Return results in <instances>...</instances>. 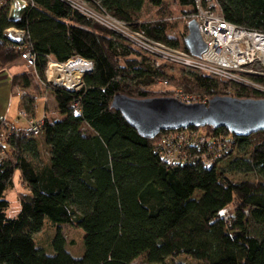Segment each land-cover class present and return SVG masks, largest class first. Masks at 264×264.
<instances>
[{
	"label": "trees",
	"instance_id": "1",
	"mask_svg": "<svg viewBox=\"0 0 264 264\" xmlns=\"http://www.w3.org/2000/svg\"><path fill=\"white\" fill-rule=\"evenodd\" d=\"M86 1L153 41L189 52L191 19L184 20L182 42L172 36L181 21L173 5L191 17L195 0ZM216 1L226 21L264 32V0ZM27 2L15 12L10 1L0 7V71L26 52L44 80L48 57L58 63L81 58L93 71L76 91L48 85L58 116L47 113L37 136L9 122L14 129L0 144V264H264V131L237 137L224 128H200L208 142L189 145L186 159L167 164L158 143L169 131L144 138L112 107L118 94L156 97L148 90L163 81L204 102L264 99V92L181 67L177 78L169 73L176 66L141 52L66 2ZM146 4L157 19L146 20ZM9 29L25 32V41L9 40ZM253 81L264 87V77ZM11 84L29 89L32 82L25 72ZM22 110L34 117L35 102L24 98ZM235 149L242 156L230 171L243 176L218 171ZM17 171L29 193L20 194V212L9 218L5 193ZM46 222L55 228L53 254L35 241ZM65 225L84 233L80 258L66 249Z\"/></svg>",
	"mask_w": 264,
	"mask_h": 264
},
{
	"label": "built area",
	"instance_id": "2",
	"mask_svg": "<svg viewBox=\"0 0 264 264\" xmlns=\"http://www.w3.org/2000/svg\"><path fill=\"white\" fill-rule=\"evenodd\" d=\"M12 12L25 8L27 0H8ZM6 1V2H8ZM69 4L81 15L95 21L102 27L121 35L136 49L150 55L160 62H166L176 67L194 71L218 80L231 82L237 85L250 87L264 92V87L256 84L253 77H264V32L247 30L226 21L216 0H195L196 12L191 17L182 16L183 20L195 21L200 36L206 44V51L196 57L180 48H173L166 44L147 38L142 32L135 31L123 22L116 20L105 12L90 5L86 0H62ZM5 2V3H6ZM189 23V22H188ZM5 36L14 43L25 41V32L9 29ZM22 59L31 67H35L36 60L31 52L22 54ZM83 62V67L68 71V66ZM47 74L50 84L64 87L69 91H76L83 85L84 78L93 71V63L81 58L71 59L66 63H58L48 57ZM165 88L167 81L160 83ZM167 92H164L167 95ZM176 98V97H173ZM184 103L193 104V97L176 98ZM202 103V102H200ZM205 103V102H203ZM74 111L80 114L78 103L74 104ZM19 117L26 121L25 128L31 135L40 133L45 115L40 120L30 118L25 111ZM0 130V144H6V135L14 129L9 122L2 120ZM174 134V135H173ZM205 143L206 138L200 137L197 130L181 129L169 131L158 143L160 156L167 164H173L186 159L188 146L196 143ZM3 152L0 157H3Z\"/></svg>",
	"mask_w": 264,
	"mask_h": 264
},
{
	"label": "water",
	"instance_id": "3",
	"mask_svg": "<svg viewBox=\"0 0 264 264\" xmlns=\"http://www.w3.org/2000/svg\"><path fill=\"white\" fill-rule=\"evenodd\" d=\"M186 46L200 57L207 49L195 21L188 23ZM112 107L144 138L154 139L162 131L191 127L224 128L237 137L264 131V99L215 96L205 103L187 104L173 97L131 98L118 94Z\"/></svg>",
	"mask_w": 264,
	"mask_h": 264
},
{
	"label": "rangeland",
	"instance_id": "4",
	"mask_svg": "<svg viewBox=\"0 0 264 264\" xmlns=\"http://www.w3.org/2000/svg\"><path fill=\"white\" fill-rule=\"evenodd\" d=\"M6 1L8 0H0V7L1 5H5ZM171 2L173 1L171 0ZM180 12H181L180 8L177 6L175 7L173 5V13L178 19H181V21L179 25H177L171 30V35L178 38V40L182 42L183 35L185 34L186 30H185V21L182 19V16H180L181 15ZM156 13H157L156 10L154 9L152 10L150 6H148L145 11V15H146L145 18L147 17L146 20L148 21L152 19L154 20L157 19L159 16ZM47 68L48 67H46L45 70V80L40 78L37 75L35 69L30 65H28V63H26L23 59L16 61L13 65L8 66L6 69H4L10 73L11 77L25 72L28 73V75L30 76L32 85L29 89H23L21 87H15L12 89L11 85H9L8 93L15 97L14 98L15 106H17L19 103H22L24 98L32 99L35 102L36 115L34 114V117L33 116L31 117L34 118L35 120H40L43 117V115L46 116L47 113L53 117L58 116L56 101L54 99L53 94L51 93L50 88L48 87V85H51L50 84L51 82L47 74V70H48ZM179 68L180 67L171 68L169 73H172L178 78L180 77L181 74ZM166 91H168L169 93L167 92V95H164V92ZM148 92L151 96H156V97L166 96V97L180 98V96L182 97L188 96V97H193L195 99L193 100V102H197V103L204 102L201 101L204 100L203 97L199 96L196 93H191V94L185 93L184 90H182V88H179L174 84L171 86H169L168 84L167 88H165L163 84L161 85L159 83L149 88ZM21 111L22 108L21 110H19V112L17 111L18 117ZM19 118L20 119L17 120V124L22 127L26 126V121L21 117ZM196 130L200 136L205 138L208 137L207 133L203 129L198 128ZM39 140H42V135L39 136ZM206 142H208V140ZM184 152H186V150L183 149V151L181 152V156H183ZM236 156H242V152L240 149H235L234 152L229 157L222 160L218 164V171L226 172L227 174H231V175L243 176L242 173H236L230 171L231 161ZM28 193H29V189L23 183V181L20 178V174L17 171L14 176L13 186L9 188L5 193V197L10 203V206L6 212L7 217L13 218L20 212V201H19L20 194H28ZM62 230L67 241V246H66L67 251H69L76 258L82 257L84 254L83 231L71 225L63 226ZM54 236H55V228L52 226L51 223L46 222L42 231L35 236L36 245L38 247L42 246L43 250L47 254H53L54 250L52 247V241ZM135 264H142L141 260H137Z\"/></svg>",
	"mask_w": 264,
	"mask_h": 264
},
{
	"label": "crops",
	"instance_id": "5",
	"mask_svg": "<svg viewBox=\"0 0 264 264\" xmlns=\"http://www.w3.org/2000/svg\"><path fill=\"white\" fill-rule=\"evenodd\" d=\"M148 6L150 5L146 4V9ZM11 80L12 77L8 71L6 70L0 71V122L2 120H6L17 127H22L17 124V120L20 119L18 117V112L22 108V103H19L17 106H15L14 103L15 97L8 93V86L11 85L12 87Z\"/></svg>",
	"mask_w": 264,
	"mask_h": 264
},
{
	"label": "bare ground",
	"instance_id": "6",
	"mask_svg": "<svg viewBox=\"0 0 264 264\" xmlns=\"http://www.w3.org/2000/svg\"><path fill=\"white\" fill-rule=\"evenodd\" d=\"M83 62H77V63H72L68 66V71H72V70H77L79 72V69L83 67Z\"/></svg>",
	"mask_w": 264,
	"mask_h": 264
}]
</instances>
